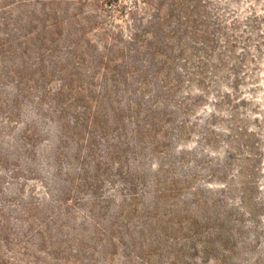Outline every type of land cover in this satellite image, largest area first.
Instances as JSON below:
<instances>
[{"label": "rangeland", "instance_id": "rangeland-1", "mask_svg": "<svg viewBox=\"0 0 264 264\" xmlns=\"http://www.w3.org/2000/svg\"><path fill=\"white\" fill-rule=\"evenodd\" d=\"M54 2L91 63L64 79L71 59L0 51V264H264V0H200L209 39L181 30L185 52L158 74L124 53L145 66L126 82L96 61L146 17L142 1ZM0 4L12 41L43 8Z\"/></svg>", "mask_w": 264, "mask_h": 264}, {"label": "trees", "instance_id": "trees-1", "mask_svg": "<svg viewBox=\"0 0 264 264\" xmlns=\"http://www.w3.org/2000/svg\"><path fill=\"white\" fill-rule=\"evenodd\" d=\"M1 1L6 2V0H0V3ZM26 1L31 0H12V3L17 4ZM35 1L43 6L40 14L37 16L24 15V22H35L36 25L31 26V30L29 29L22 33L14 41H12L8 32H1L3 36L0 38V51L3 49L12 50V46L16 41V45H18L17 50L22 55L33 53V56L35 55V63L39 65H42L47 55L57 60L61 58L64 60L71 59L73 60V64H64L66 66H59L58 69L65 73L64 79L68 75H76L78 77L77 68H89L88 66L91 63L89 60L91 53H93L89 49V47L93 46L90 43L91 39L84 36V34L82 37L77 35L70 36L69 32L63 35V20L56 16L61 10H57L54 0ZM141 1V8L146 13V17L141 19L139 23L134 24L128 37L122 39L123 42H117V49L114 50L116 52H111L110 54L102 53L97 56L98 61L95 60L98 65L97 68L102 69V73H112L117 71V69L121 70L124 82L132 80L134 76H141L145 67L137 64L138 62L135 59L119 64L118 61L123 58L124 53L136 57L139 52H145L155 60L154 72L158 74L170 68L172 63L171 54L175 53V55L180 56L185 52L186 45L182 40L184 36L181 35V30H187L192 36L201 35L209 39V33L205 28L207 25L201 14L202 10L198 7L200 0H157L154 3L148 0ZM1 5L4 4H0V10L4 7ZM46 9L48 10L45 11ZM9 19L11 20V18L3 14V11H0V23L6 24L10 21ZM29 41L34 42V47L26 45ZM60 50L62 53L58 54ZM12 72H16L18 76L16 81L18 83L23 81V76L19 72L15 71V69H12ZM140 83L145 85L147 81L145 78H142ZM73 87L69 86L67 82L61 83L59 86L61 91H57L56 93H61L63 90H73ZM77 88H81V85L77 84L75 89ZM134 91V93H137L139 89L136 88ZM44 95H48L46 91H44ZM59 95L57 97H59L62 104L58 111H61L69 106V101L67 98H62ZM87 100L93 107L90 116L93 117L96 112L100 113V106L96 104L97 100L92 96H88ZM126 102V106L130 107L134 111L135 116H137L136 114H139L141 110L139 102L135 99H130ZM116 109L117 113L121 111L120 108ZM245 177V180H240L241 184L252 181L249 175ZM242 201L243 196L240 197V202Z\"/></svg>", "mask_w": 264, "mask_h": 264}]
</instances>
